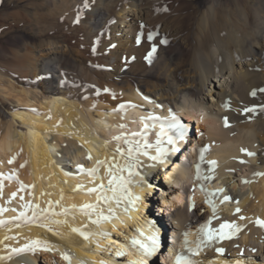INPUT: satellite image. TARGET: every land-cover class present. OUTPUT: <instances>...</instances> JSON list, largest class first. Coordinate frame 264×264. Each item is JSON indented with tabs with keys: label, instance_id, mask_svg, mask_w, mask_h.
Returning <instances> with one entry per match:
<instances>
[{
	"label": "bare ground",
	"instance_id": "obj_1",
	"mask_svg": "<svg viewBox=\"0 0 264 264\" xmlns=\"http://www.w3.org/2000/svg\"><path fill=\"white\" fill-rule=\"evenodd\" d=\"M122 1L97 0L92 10L84 1L87 7L83 3L80 8L84 11L83 24L80 22L85 30L82 40H90L99 28L106 27L97 57L111 71L100 72L91 65L85 68L78 56L73 58L65 37L50 33L55 30L52 25L46 26L38 44H28L24 52L12 50L5 65L0 64V207L9 209L0 214V220L12 221L26 202L42 208L49 201L58 200L65 207L95 203L96 194H87V189L101 182L107 185V166L100 169L102 181H93L79 166L91 169L99 160H111L117 148L113 137L143 129L141 117L171 118L174 113L179 121L186 120L187 136L176 143L178 150L165 143L169 151L162 162L149 158L157 155L154 148L148 149L149 156L139 157L140 175L134 178L132 191L140 199L134 203L124 201L119 206L113 202V211L104 213L110 219L92 224L88 217L76 212L74 222L69 219L68 224L52 226L61 233L59 236L39 224L16 227V222H12L0 226V256L36 239L46 241L51 249L23 252L3 264H68L64 253L71 255L72 264H132L141 259L146 264H174L177 253L184 251L183 234L189 232L188 239L196 247L198 229L209 219L213 229L227 222L239 230L226 229L234 231L231 238L203 247L194 257L199 264H264V226L258 223L264 221V175H260L264 173V92L258 94L259 104L251 108L255 99L252 93L264 85V61L260 57L264 52V0H231L233 6L209 0L206 11L198 12L199 32L205 38L192 62L200 80L196 87L191 82L194 74H187L188 80L173 82L175 60L164 49L159 52L155 48L150 53L155 46L148 38L151 30L147 24L151 22L152 10H158L156 6L145 4L144 0H129L120 10L113 9L120 7ZM244 1L249 7L243 8ZM205 2L187 0L178 7L175 3L179 24L186 20L191 6L197 9ZM76 4L77 0L60 2L57 15L69 18ZM173 11L172 8L170 12ZM112 14L116 20L108 23ZM36 18L40 17L35 14ZM256 26H261L260 30ZM140 39L143 42L138 45ZM159 40H154L155 45ZM217 44L220 74L210 63L212 47ZM244 64L254 68L244 70ZM235 65L243 70L237 75ZM124 66L128 67L126 71ZM220 76L231 78L233 84L215 90L213 79ZM237 95L241 101L236 99ZM215 96L219 98L216 106L207 103V97ZM121 105L125 107L121 109ZM222 108L227 111L222 112ZM121 124L127 127L119 128ZM159 131V125L152 129L149 143H155ZM202 149H207L203 163ZM209 161H215V167ZM197 164L201 176L208 179H197ZM161 177L167 182L161 181ZM78 185H83V190H78ZM208 192L218 194L209 197ZM224 196L231 199L225 201ZM208 199L216 205V218ZM55 210L60 211V205ZM85 226L92 233L87 239L71 232L72 227ZM153 233L159 234L160 247L154 256L143 258L132 241ZM217 248L225 251L219 253ZM118 252L124 255H117Z\"/></svg>",
	"mask_w": 264,
	"mask_h": 264
},
{
	"label": "snow or ice",
	"instance_id": "obj_2",
	"mask_svg": "<svg viewBox=\"0 0 264 264\" xmlns=\"http://www.w3.org/2000/svg\"><path fill=\"white\" fill-rule=\"evenodd\" d=\"M85 7H87V4H85ZM163 10L167 11L166 8ZM76 22H79V16ZM154 35L155 34L150 33L148 38L151 40ZM162 43L166 44L167 40L162 41ZM152 51H156L155 47H153ZM261 91H264V89H261ZM255 94L256 93L254 91L252 95L255 96ZM124 107V105H121V109ZM249 111H254V109H249ZM141 121L144 123V127L140 131L121 133L120 135L113 137L117 143V148L113 153L111 160H99L97 161L96 166L91 169H84L83 165L79 166L81 171L87 172L93 181L103 180L99 174L100 169L107 166L108 176L110 177L107 185L101 182L100 184L87 189V194H96L95 203H85L80 206L72 205L71 207H65L62 206L61 201L58 200L55 202L49 201L48 206L42 208L39 204L26 202L22 205V210L19 214L12 218V221L0 220V226H7L12 222H16V227H21L22 224H39V226L45 227L48 231L54 232L55 235L59 236L61 233L59 231H54L52 226L68 224L69 219L74 222L76 219V212L88 217L90 223L99 224L101 220L110 219V216H105L104 213L105 210L109 213L113 211V202L116 206H119L124 201L128 203L138 201L140 197L133 193L132 187L135 185L134 178L140 175L139 171H137V169L141 166L139 157L142 155L149 156L148 149L154 148L157 155L149 156V158L151 160H161L162 162V157L169 151L168 148L164 147L165 143L172 146V150H178L175 148L176 143L185 139L188 131L187 127L179 121L174 113L171 114V118H161L149 115L147 117H141ZM157 125H159L160 131L156 134V141L154 144L149 143L148 136L152 129H154ZM118 127L123 129L126 128L127 125L121 124L118 125ZM205 151H207V149L201 150L200 161L202 163L204 162ZM248 154L254 155V153ZM116 157H119V159ZM89 159H91V157H89ZM208 163H211L213 167L216 165L215 161H209ZM196 169L197 179H208V177L201 176L199 164L196 165ZM260 175H264V173H261ZM77 188L78 190H83L84 186L78 185ZM218 192H223V189H219ZM217 194L218 193L213 192L207 193L209 197ZM223 199L227 201L230 200L231 197L224 196ZM61 200H63V193L61 194ZM207 203L212 206L213 218H216L215 203L212 199H208ZM56 205H60V211L55 210ZM8 210L9 209L0 207V214ZM13 211L15 210L13 209ZM237 211H239V209H237ZM93 215L96 216V219H92ZM57 217H63V219H57ZM258 223L264 226V221H258ZM210 225L211 219H209L205 224H202L198 229L199 238L195 241L196 247H192V242L188 239L190 233L185 232L183 234L184 241L182 248L184 251L177 253L174 259V264H199L194 257L199 254L203 247H211L212 242L218 239L231 238L234 231L239 230L227 222L222 223L219 229H213ZM86 227L87 226L84 228L72 227L71 232L78 233L80 236L87 239L92 233L88 232ZM226 229H234V231L228 232ZM7 238L8 237H6V239ZM132 243L133 246L137 247L138 252L143 258L152 257L156 254L160 247L159 234L153 233L152 235L145 237L143 240L134 239ZM37 249L51 250L46 241H41L39 239L31 240L24 247L12 248L6 256H0V264H3L6 260L10 261L14 255L27 251L35 252ZM216 251L223 253L225 250L223 248H217ZM117 255H124V253L118 252ZM63 258L68 262V264H72V257L70 254L64 253ZM132 264H146V261L145 259H141L133 261ZM237 264H241V262H237Z\"/></svg>",
	"mask_w": 264,
	"mask_h": 264
},
{
	"label": "rangeland",
	"instance_id": "obj_3",
	"mask_svg": "<svg viewBox=\"0 0 264 264\" xmlns=\"http://www.w3.org/2000/svg\"><path fill=\"white\" fill-rule=\"evenodd\" d=\"M62 1H65V0H0V50H2V55H1L2 58L0 57L1 58L0 59V64L1 65H5L4 64L5 60H6L5 58L11 55L12 50H19L21 52H24L25 48L27 47L28 44H31V43L32 44H38L41 34L45 33L46 30H47L46 26H48V25L51 26L52 25L55 28V30H56L57 27L59 29L57 28V31L53 30L50 33L52 35L56 34L58 36L62 35L63 37H65L66 44L71 49V54H72L73 58H76V56H78L81 59V62L86 66L85 68H89V65H91V67L94 66V68H96L97 70L99 69L98 71H100V72L106 71V70L107 71H111L108 68V66L105 65L106 63L103 62V64H102V62H101L102 60L101 61L98 60L99 58L97 57V52L100 49L99 48L100 47L99 42H100V39H101L100 37H102L103 32H104V30L106 28L105 25L103 26L102 30H101V28H99L96 31V33H94V34H96L95 36H94V34L92 35V38H91L93 40L92 42L90 41L91 39L88 40V41H84V40H82L83 38H81L82 35L84 34V31H85L84 29H82L83 28L82 27L83 26L82 25L83 24V19H82L83 15H81L82 9L80 10L81 4H83V3L85 4V2L87 1L88 6H89V10H92V9H94V7L96 5L97 0H94V1L93 0H77L78 4H76L70 10L71 12L68 11L69 12V18H68V16H64L65 17L64 18L63 16H59L56 13V11L58 12V10H59L58 9L59 8V4H60V2L62 3ZM88 1H90V2H88ZM144 1H145L144 2L145 4L147 2V5H154L153 7L155 8V6H156V8L158 9L157 11L154 9L156 11V13H155V11L152 10L151 17H150L151 20L149 19L151 21L149 23L150 24L152 23V24L151 25L149 24L150 26L147 24V26L151 30V33L155 34L153 36V38L151 39V41L154 42V44L152 42L153 46H155V48L159 52L162 49H164L166 51L167 55H171V56L174 57L175 61H174V65L172 66V68H174V69L171 72V78H172L173 82L180 83L181 81L188 80L187 79L188 75L192 77V74H194V76L192 77V81L190 80V78H189V80L192 82L193 87L194 86L195 87L198 86L199 82H200V80L197 79L198 71L193 69L192 62H193V59L195 57V53H197L198 51H200L202 49V44H199V43H201L202 40L205 38V37H203L204 33L202 34L201 32H199L200 30H199V27H198V19H199V13L198 12L199 11H206L207 6H210V1L207 0V3L205 2L204 4L199 6V8H197V9L195 8V6H191L190 8L188 7L189 8L188 16L186 17V20L181 25L178 22V19H179L178 15L180 16V14L177 11V9H178L177 7H178V5H181L184 2H187V0H161V1L160 0L159 1L158 0H153L155 2L154 4L153 3L150 4L151 2H153L151 0H149V1L148 0H144ZM165 1H166V3H165ZM220 1H221V5L222 6H225V5H232L233 6L234 5L231 0H220ZM127 2H129V0L128 1L123 0L121 2V4H120V7H119V5H116L113 9L118 11V9L120 10L121 7H125V5L128 4ZM148 2H150V3H148ZM157 2H158V4H157ZM244 2L245 3H244V7L243 8L249 7L247 2L246 1H244ZM124 3H126V4L124 5ZM162 3L164 4V6L161 5ZM175 3L177 5V7H176ZM158 5H160V6H158ZM90 6H92V7H90ZM162 8L163 9H165V8L167 9V11H165L167 14L163 12L164 10ZM172 8L175 10V12L173 11L174 13L170 12L172 10ZM241 9H242V7H241ZM51 10H53V11H51ZM73 12L77 13V16ZM157 12H158V14H157ZM82 13H84V11ZM35 14H36L37 17H40V18H36L35 19ZM51 14L52 15L54 14V15L52 16ZM155 14H157L158 16H156ZM169 14L170 15H173V14L177 15L178 14V15H177V18H176V16H175V18H174V16H171V18H170ZM47 15H49V16H47ZM164 15H167V16L165 17V19H162V17H160V16H164ZM207 15L208 14L205 13V16H206L205 19L206 20L208 19ZM50 16H52V17H50ZM78 16H80L79 17L80 21L77 23L76 21H77ZM59 17H61V18H59ZM157 17H159V18H157ZM113 18L116 20L115 14H114V16L112 14V16L109 18L110 20H108V23L113 22L114 21ZM74 19L76 21H74ZM156 20L157 21L158 20H162L164 22L160 21L162 23H160V22L158 23ZM166 20H168L170 23L169 22L166 23ZM153 23H154V26H153ZM173 23H175V25ZM205 24H206L205 27H206V29L208 31L207 23H205ZM170 25L171 26H176L177 25V27H173L174 28L173 29ZM183 25H185V27ZM151 26H153L154 28L151 27ZM179 26L182 29H179L178 28ZM165 27H167V28H165ZM260 27L261 26H259V27L256 26L255 29L256 30H260ZM82 30H83V32H81ZM191 31H193V33ZM194 31H196V32H194ZM98 32H99V34H98ZM177 32H179V33H177ZM197 33H198L199 36L197 35ZM200 33H201V35H200ZM224 35H225V32H223L221 34L222 37H224ZM163 36L165 37V39H164ZM197 37L198 38L200 37V39H198ZM155 39H158V40L160 39L161 40V41L159 40L160 44L159 43L156 44L157 46L155 45V41H154ZM258 39L259 38H257L256 40L258 41ZM164 40H167L166 44L162 43V41H164ZM142 42H143V39H140L137 43H138V45H140V44H142ZM253 42H256V41L253 40ZM253 44H255V43H253ZM218 45L219 44H217L214 47H212L213 57L211 58L212 61H210V63L212 62L211 64H213V69L217 70V72L220 74V71H221L220 64L218 62V59L216 58L218 56V52H219V49H220V45L219 46ZM254 49L258 51L257 47H254ZM152 52L153 51H150V53H152ZM155 56L156 55H154L152 57V59H154ZM95 57H97V58H95ZM260 57H261L262 61H264L263 60L264 59V52H263V54H261ZM88 61H90V62H88ZM98 61H100L99 64H98ZM130 61H132V60L130 59ZM215 61H216V63H215ZM220 61H221V59H220ZM242 67H243L244 70H247V71H252V68H254L253 66H248L246 64H244ZM242 67L239 66V65H235L234 73L237 75L238 73L243 71ZM85 68H84V70L87 72V70ZM123 69H124V71H126L128 69V67L124 66ZM79 75H80L81 78L84 77L82 75V73H79ZM95 75L96 74H94L93 76H95ZM159 79H162V78H159ZM228 83H230L231 85L233 84V81H232L231 78L225 79V78H223V76H220L218 79L217 78L213 79V87H214V84H215V90H218L219 86L226 87L228 85ZM259 88H257L256 91H255V93H256L255 94V99H254V102L251 103V108H254V107H256L259 104L258 103L259 102V98H260L259 95L264 92V91H261V89L264 88V85L260 86ZM38 96L41 97L42 94L39 93ZM207 99H208V100H206L207 103L213 104L215 106L219 102V98L216 97V96L215 97H211V98L207 97ZM236 99L238 101L242 100L238 95L236 96ZM218 109H219V107H217V110ZM226 111H227L226 108H222V112L225 113ZM182 120L186 124V120H184V119H182ZM189 124H190L191 127L194 126V125H192V123H189ZM69 166L71 167L70 164H69ZM160 180L163 181L164 183L167 182L165 177H161ZM156 190H158V189H156ZM172 213H173V211H172ZM190 213H192V211H190ZM170 214L171 213L168 212V216L167 217H169L171 219V215ZM165 215H167V214L165 213Z\"/></svg>",
	"mask_w": 264,
	"mask_h": 264
}]
</instances>
